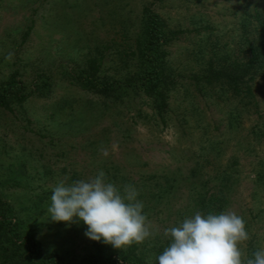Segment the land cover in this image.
<instances>
[{
    "label": "rangeland",
    "instance_id": "374dc122",
    "mask_svg": "<svg viewBox=\"0 0 264 264\" xmlns=\"http://www.w3.org/2000/svg\"><path fill=\"white\" fill-rule=\"evenodd\" d=\"M145 10L178 33L162 48L176 84L159 89L165 108L138 88ZM263 21L264 0H0V99L11 95L0 107V202L20 234L15 245L0 237V264H28L31 238L63 264H156L164 229L196 211L236 212L245 256L264 248V73L250 96L204 80L212 62L247 61ZM101 170L138 189L153 237L120 250L89 240L82 223L47 221L58 180Z\"/></svg>",
    "mask_w": 264,
    "mask_h": 264
},
{
    "label": "clouds",
    "instance_id": "9594fccd",
    "mask_svg": "<svg viewBox=\"0 0 264 264\" xmlns=\"http://www.w3.org/2000/svg\"><path fill=\"white\" fill-rule=\"evenodd\" d=\"M51 193L47 221L82 223L91 241L124 250L154 235L138 189L126 184L121 191L102 170L72 183L58 180ZM163 234L169 242L156 264H264V248L251 257L242 252L249 234L244 218L234 211H196Z\"/></svg>",
    "mask_w": 264,
    "mask_h": 264
},
{
    "label": "trees",
    "instance_id": "16d2710c",
    "mask_svg": "<svg viewBox=\"0 0 264 264\" xmlns=\"http://www.w3.org/2000/svg\"><path fill=\"white\" fill-rule=\"evenodd\" d=\"M146 29L143 36L137 41V50L140 59L146 65L145 72L140 76L138 88L149 96L159 95L162 96L161 107L165 108L163 94L159 89L168 90L175 86V81L168 77L166 70V63L164 61L162 52L163 46L170 38L176 34L166 30L164 21L154 15L151 11L145 10ZM247 61L243 63L230 62V64L216 61V64H211L210 75H205V81L210 83H218L236 95H252V86L250 85L253 78L259 74L264 73V21L260 28L256 29L255 38L249 43L247 49ZM225 64V66H224ZM93 77L88 75L85 82H94ZM85 83V84H86ZM94 86V85H93ZM8 90V89H7ZM2 95L0 99V107L8 108V98H11L10 90ZM19 102L24 101L27 97L17 95ZM13 97V98H14ZM5 205L0 202V213L5 211ZM0 237L2 242L13 244L18 242L19 233L12 231L10 220L4 218L3 213L0 214ZM22 247L25 248V255L28 264H63L56 256L48 255L41 256L40 245L37 241L31 239H24ZM86 264H144L141 260L136 258L131 259H103L93 260Z\"/></svg>",
    "mask_w": 264,
    "mask_h": 264
}]
</instances>
